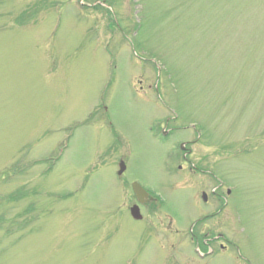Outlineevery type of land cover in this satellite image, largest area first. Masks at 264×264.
<instances>
[{"label":"rangeland","instance_id":"374dc122","mask_svg":"<svg viewBox=\"0 0 264 264\" xmlns=\"http://www.w3.org/2000/svg\"><path fill=\"white\" fill-rule=\"evenodd\" d=\"M0 264H264V0H0Z\"/></svg>","mask_w":264,"mask_h":264},{"label":"water","instance_id":"95a60500","mask_svg":"<svg viewBox=\"0 0 264 264\" xmlns=\"http://www.w3.org/2000/svg\"><path fill=\"white\" fill-rule=\"evenodd\" d=\"M123 170V169H122ZM121 170V171H122ZM133 190L137 195V198L139 201H142L143 198H145L147 196V194L138 186V185H133ZM203 199L205 200V195H203ZM131 214L134 218L138 219L139 218V214H138V209L137 207H133L131 208Z\"/></svg>","mask_w":264,"mask_h":264},{"label":"flooded vegetation","instance_id":"af4514ba","mask_svg":"<svg viewBox=\"0 0 264 264\" xmlns=\"http://www.w3.org/2000/svg\"><path fill=\"white\" fill-rule=\"evenodd\" d=\"M211 242H213L214 244H216V243H218V241H211ZM219 248H221V246L219 245Z\"/></svg>","mask_w":264,"mask_h":264}]
</instances>
